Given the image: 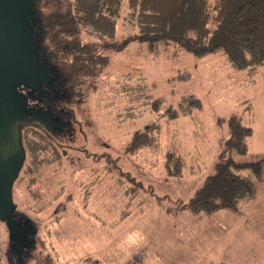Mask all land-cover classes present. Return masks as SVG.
<instances>
[{
    "label": "rangeland",
    "instance_id": "1",
    "mask_svg": "<svg viewBox=\"0 0 264 264\" xmlns=\"http://www.w3.org/2000/svg\"><path fill=\"white\" fill-rule=\"evenodd\" d=\"M123 4L113 42L84 37L109 64L96 80L65 91L73 140H46L44 163L26 171L27 155L15 182L16 211L33 222L34 247L18 260L0 222V264H264V182L255 181L257 197L239 213L181 209L214 172L228 137L220 118L236 115L253 128L248 153L236 160L264 157V66L252 78L223 53L197 58L176 45L151 49L137 39ZM182 72L191 78L175 79ZM139 82L162 100L159 113L146 104L129 108L123 85ZM187 94L201 99V110L175 120L162 115ZM151 122L161 126L157 148L126 153L134 132ZM170 151L184 161L180 175L166 170Z\"/></svg>",
    "mask_w": 264,
    "mask_h": 264
},
{
    "label": "trees",
    "instance_id": "2",
    "mask_svg": "<svg viewBox=\"0 0 264 264\" xmlns=\"http://www.w3.org/2000/svg\"><path fill=\"white\" fill-rule=\"evenodd\" d=\"M123 1L37 0L35 10L43 26V45L52 53L51 60L60 73L64 91L76 92L77 86L88 79L96 80L108 66V56L98 51L95 43L85 42L84 37L113 42ZM127 8L136 21L137 39L151 49L176 45L197 58L223 53L234 70H248L252 78L264 66V0H127ZM190 78L189 72L175 77ZM122 90L131 104L129 108L140 103L153 113L160 112L162 100L151 97L146 83L125 84ZM201 109V99L187 94L181 97L178 107H167L162 115L175 120L181 112L187 115ZM219 122L228 124V137L214 172L187 203L181 204V209L193 214L211 215L219 210L239 213L244 202L257 197L255 181L264 182V157L250 162L236 160V156L248 153L253 128L236 115L228 120L220 118ZM37 129H22L29 158L25 167L30 172L44 163L39 155L51 149L47 142L56 145ZM160 130L156 122L147 124L134 132L124 151L134 154L142 148H157ZM181 158L173 151L167 154L168 174H181ZM247 170L253 180L243 174ZM1 258L0 254V261Z\"/></svg>",
    "mask_w": 264,
    "mask_h": 264
},
{
    "label": "water",
    "instance_id": "3",
    "mask_svg": "<svg viewBox=\"0 0 264 264\" xmlns=\"http://www.w3.org/2000/svg\"><path fill=\"white\" fill-rule=\"evenodd\" d=\"M37 0H0V221L10 242L32 248L36 229L31 219L17 220L13 189L27 151L23 122L28 117L24 90L39 91L52 82L54 66L41 59V34L32 25Z\"/></svg>",
    "mask_w": 264,
    "mask_h": 264
},
{
    "label": "flooded vegetation",
    "instance_id": "4",
    "mask_svg": "<svg viewBox=\"0 0 264 264\" xmlns=\"http://www.w3.org/2000/svg\"><path fill=\"white\" fill-rule=\"evenodd\" d=\"M35 9L30 18L37 33L41 34V59L47 65L54 66L55 69L51 74L52 82L49 86L44 85L36 92L24 90L28 98L29 114L23 122V127L33 126L38 128L37 130H40L56 144L62 145V143H59V139L67 137L68 140H73L74 138L73 112L69 108L72 100L67 97V93L61 86L60 73L51 60L52 53L43 45V26ZM27 219L25 215L17 212V220L21 224H24ZM32 238L35 240V236ZM10 248V252L14 253L18 260L28 256L32 250V248H27L23 242L17 245L10 242Z\"/></svg>",
    "mask_w": 264,
    "mask_h": 264
}]
</instances>
